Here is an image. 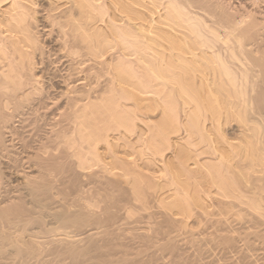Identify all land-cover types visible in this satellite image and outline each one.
Wrapping results in <instances>:
<instances>
[{
    "label": "bare ground",
    "instance_id": "obj_1",
    "mask_svg": "<svg viewBox=\"0 0 264 264\" xmlns=\"http://www.w3.org/2000/svg\"><path fill=\"white\" fill-rule=\"evenodd\" d=\"M260 5L264 0H54L48 12L57 13L39 18L36 0H0V156L9 173L37 167L39 180L58 175L62 147L81 171L122 173L139 202L150 185L138 155L164 179L151 183L157 205L182 223L196 210L207 213L212 195L229 199L230 210L238 202L263 215L264 43L253 49L264 42ZM136 94L152 96L156 117L138 114ZM48 125L54 146L43 134ZM132 135L133 147L119 152Z\"/></svg>",
    "mask_w": 264,
    "mask_h": 264
},
{
    "label": "rangeland",
    "instance_id": "obj_2",
    "mask_svg": "<svg viewBox=\"0 0 264 264\" xmlns=\"http://www.w3.org/2000/svg\"><path fill=\"white\" fill-rule=\"evenodd\" d=\"M36 1L39 8L43 9L39 13L41 15H38L39 18L45 17V14L50 16L57 13L58 10L48 12L49 5L54 0ZM259 7L257 10L261 11L258 12L260 14L258 16H261L264 6ZM48 20L44 19L46 22ZM258 41L260 45L255 43L253 49L260 48L264 43L263 41L260 43V39ZM255 54L258 55L259 52ZM103 81L104 79L98 82V85L102 86L97 85L96 90L101 91L99 88L104 87ZM134 105L136 107L138 105L136 110L143 118H154L158 115V110H154L152 96L136 94ZM51 117L53 118L49 116L53 122L56 117L55 115ZM24 118L26 119L25 116ZM49 126H46L47 130L44 127L43 134L47 132L48 144L50 142L54 146L57 138L50 134L49 128L52 127ZM228 128L231 131L235 126L232 123ZM17 130L20 129L17 128ZM20 132L23 135V131L20 130ZM135 139L136 136L132 135L123 139V142L119 141L123 144L118 147L119 152L124 153L126 149L131 148ZM7 141L8 138L4 140V143L9 146L7 144L10 143ZM128 141L131 142L128 143ZM51 145L48 148L54 149ZM1 147L3 148L2 143H0ZM61 148V152L58 149L61 155L57 164L62 170L60 169L58 175H55V172L52 175L44 174L47 177L44 176V179L40 180L41 176L37 167L16 176L9 173L6 168L7 162L3 159L5 157L0 156V165H3L0 166L2 167L0 195H3L0 196V206L3 207H0V215L2 214L0 220L6 219L4 223L0 222V226L4 225L0 227V264H264V213L259 216L244 205L240 207L238 202L236 204L240 208L236 206L235 211L230 210L225 204L229 199L220 196L216 198V195H212L213 199L210 201L212 209L208 208L207 213L196 210V214L194 213L188 224L185 222L187 226H184L186 224L182 223L179 217L170 215L157 205L156 199L159 192L155 193L156 191L151 187L157 184L156 182L163 184L164 179L160 174L157 173V176L156 172L153 174L154 172L149 171H153L155 167L147 157V159H144L145 157L141 159L137 155V158L136 153L131 156L134 159L137 158L135 161L141 167L143 166V172L150 185V187L143 185L142 201L135 202L134 196L131 195L129 179H126L122 173L118 171L108 173L101 167L81 171L74 165V159ZM36 150L29 152L34 159L35 153H39ZM53 152L55 151L49 150L47 154ZM26 174L29 176L27 180ZM29 178L39 181L31 185L35 187L31 195L28 193V184L31 181ZM153 179H156V182ZM40 184L41 187H39ZM130 209L131 217L126 214ZM211 210L213 215L209 214ZM9 223H12L14 227Z\"/></svg>",
    "mask_w": 264,
    "mask_h": 264
}]
</instances>
